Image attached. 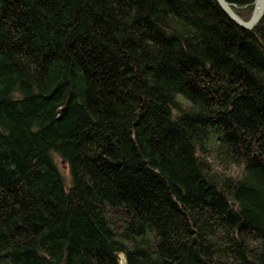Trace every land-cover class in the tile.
I'll list each match as a JSON object with an SVG mask.
<instances>
[{
	"label": "trees",
	"instance_id": "obj_1",
	"mask_svg": "<svg viewBox=\"0 0 264 264\" xmlns=\"http://www.w3.org/2000/svg\"><path fill=\"white\" fill-rule=\"evenodd\" d=\"M229 1L251 17L256 0ZM120 253L264 264V17L0 0V264Z\"/></svg>",
	"mask_w": 264,
	"mask_h": 264
},
{
	"label": "water",
	"instance_id": "obj_2",
	"mask_svg": "<svg viewBox=\"0 0 264 264\" xmlns=\"http://www.w3.org/2000/svg\"><path fill=\"white\" fill-rule=\"evenodd\" d=\"M223 9L228 13V15L234 19L240 25L253 28L264 16V0H256L254 11L249 19L243 18L233 7L229 0H218ZM121 264H128L126 255L120 253Z\"/></svg>",
	"mask_w": 264,
	"mask_h": 264
},
{
	"label": "rangeland",
	"instance_id": "obj_3",
	"mask_svg": "<svg viewBox=\"0 0 264 264\" xmlns=\"http://www.w3.org/2000/svg\"><path fill=\"white\" fill-rule=\"evenodd\" d=\"M56 161L60 169L62 170L63 174L68 177L69 176V168L68 165L60 158L56 157Z\"/></svg>",
	"mask_w": 264,
	"mask_h": 264
},
{
	"label": "bare ground",
	"instance_id": "obj_4",
	"mask_svg": "<svg viewBox=\"0 0 264 264\" xmlns=\"http://www.w3.org/2000/svg\"><path fill=\"white\" fill-rule=\"evenodd\" d=\"M264 17V16H263Z\"/></svg>",
	"mask_w": 264,
	"mask_h": 264
}]
</instances>
